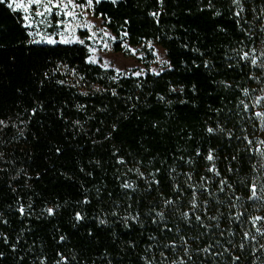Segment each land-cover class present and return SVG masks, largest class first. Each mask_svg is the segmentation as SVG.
<instances>
[{
	"label": "trees",
	"instance_id": "1",
	"mask_svg": "<svg viewBox=\"0 0 264 264\" xmlns=\"http://www.w3.org/2000/svg\"><path fill=\"white\" fill-rule=\"evenodd\" d=\"M9 5L0 264H264V0L96 1L166 50L141 74L91 61L87 37L33 40Z\"/></svg>",
	"mask_w": 264,
	"mask_h": 264
},
{
	"label": "rangeland",
	"instance_id": "2",
	"mask_svg": "<svg viewBox=\"0 0 264 264\" xmlns=\"http://www.w3.org/2000/svg\"><path fill=\"white\" fill-rule=\"evenodd\" d=\"M16 10L23 12L25 24L29 29L32 39L35 41L56 42L69 40L71 42H82L85 37L88 38L91 55L90 60L100 63L104 67H111L123 73L141 74L146 71L160 72L169 65V59L163 46L155 41H148L139 45H132L123 36H117L105 22L103 16L94 14V5L97 0H92L88 5L86 0H51V13H45L44 16H36L34 13L43 12L42 6H30L26 13L23 8H17L19 5H29V0H7ZM49 0H42V4ZM65 5H68L66 8ZM72 12L73 16L66 15ZM57 21L52 28L51 22ZM43 21V23H41ZM81 32H86L82 34ZM126 35V33H122ZM115 42H120L122 49L115 50ZM107 46V47H105ZM150 54V55H148Z\"/></svg>",
	"mask_w": 264,
	"mask_h": 264
},
{
	"label": "snow or ice",
	"instance_id": "3",
	"mask_svg": "<svg viewBox=\"0 0 264 264\" xmlns=\"http://www.w3.org/2000/svg\"><path fill=\"white\" fill-rule=\"evenodd\" d=\"M86 2H87L88 5H91L92 4V0H86ZM97 2H98V0H97ZM50 3H51V0H49V2L46 3V4H42V0H29V5L25 6V5H19L18 4L16 7L17 8H23V10L27 13L28 12V8L30 6H33V5H35V6H42L44 8V11L43 12H36V13H34V15H36V16H44L45 13H51L52 12V7H59L58 5H53L52 7H50L49 6ZM69 4H72V0H69ZM67 6L68 5H65L64 7L66 8ZM9 7H12V5L10 4ZM66 15H68V16L71 17V16H73V13L72 12H67ZM24 18L26 20L29 19V17L27 15ZM41 23H43V21H41ZM47 42L48 43H56L55 40H51V39H49ZM62 42L69 43L71 41L64 40ZM105 47H107V46H105ZM243 58L247 59L248 58V54L245 53ZM251 62L254 65L257 63V61L255 59H252ZM261 66L264 67V65H261ZM245 94H247V90L245 91ZM257 103H260V101L257 100ZM245 107H247V106H245ZM255 116L261 120L262 126H264V113H262V112H256L255 113ZM208 131L209 132H212L213 129L210 128ZM251 143H252V141H249V144H251ZM260 143L264 144V141H261ZM261 155H264V152H262ZM207 159L208 160H212L213 159L212 155L209 154V156L207 157ZM126 187H127V185H126ZM250 191H251L250 199L253 198V197H256V186L254 184L251 186ZM49 211L51 212V210H49ZM197 219H199V217H197ZM255 220H264V217H255L254 218V221ZM258 231H259V229H258Z\"/></svg>",
	"mask_w": 264,
	"mask_h": 264
}]
</instances>
